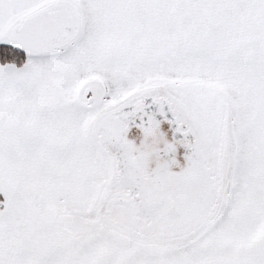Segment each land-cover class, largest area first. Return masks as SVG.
<instances>
[{"label":"snow or ice","instance_id":"snow-or-ice-1","mask_svg":"<svg viewBox=\"0 0 264 264\" xmlns=\"http://www.w3.org/2000/svg\"><path fill=\"white\" fill-rule=\"evenodd\" d=\"M0 264H264V0H0Z\"/></svg>","mask_w":264,"mask_h":264}]
</instances>
